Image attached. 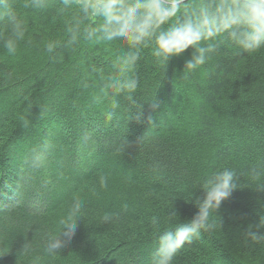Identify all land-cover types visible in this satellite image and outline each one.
<instances>
[{
    "label": "trees",
    "instance_id": "1",
    "mask_svg": "<svg viewBox=\"0 0 264 264\" xmlns=\"http://www.w3.org/2000/svg\"><path fill=\"white\" fill-rule=\"evenodd\" d=\"M35 3L0 0V264H153L160 234L193 217L200 185L225 168L237 188L172 264H264V239L251 235L264 236V46L244 51L225 32L193 71L191 48L160 63L144 47L128 99L110 87L127 43L86 39L95 17L73 40L77 3ZM200 3L184 0L164 27ZM77 200L75 235L48 254Z\"/></svg>",
    "mask_w": 264,
    "mask_h": 264
},
{
    "label": "clouds",
    "instance_id": "2",
    "mask_svg": "<svg viewBox=\"0 0 264 264\" xmlns=\"http://www.w3.org/2000/svg\"><path fill=\"white\" fill-rule=\"evenodd\" d=\"M63 3L70 6L77 3L80 9L73 40L80 24L95 17L98 22L84 29L86 39L98 38L106 42L123 40L127 43L129 51L118 59L119 76L112 78L110 87L117 94L127 93L128 99H132L131 94L138 87L137 78L129 73L133 72L144 47L151 46L152 55L160 63L191 48L193 51L185 62V68L193 71L216 52L214 41L225 32L244 51H255L264 46V0H201L195 15L168 27L164 26L177 16L184 0H63ZM34 6L44 5L42 0H36ZM14 34L17 40L23 39V26L16 24ZM4 47L9 53L16 51L11 40L6 41ZM117 103L114 100L113 107ZM44 160V154L39 153L32 162L40 166ZM100 182L106 186V178L101 177ZM200 187L204 190V196L194 201L198 211L174 230H165L160 234L153 264H172L175 254L185 243L199 237L201 230L214 227L211 213L237 188L236 173L228 168L218 170L206 177ZM82 207L81 201H75L67 216L59 221V234L50 237L46 243L45 251L48 254L58 253L71 241L81 221ZM177 215L176 211L170 213V217ZM153 223L158 224V221ZM251 235L256 240L264 239L257 232Z\"/></svg>",
    "mask_w": 264,
    "mask_h": 264
}]
</instances>
